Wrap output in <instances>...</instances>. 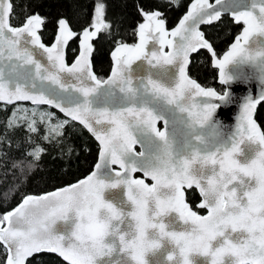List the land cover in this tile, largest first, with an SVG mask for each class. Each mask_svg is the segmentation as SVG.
Here are the masks:
<instances>
[{
  "label": "snow or ice",
  "instance_id": "6c2138e0",
  "mask_svg": "<svg viewBox=\"0 0 264 264\" xmlns=\"http://www.w3.org/2000/svg\"><path fill=\"white\" fill-rule=\"evenodd\" d=\"M135 7L143 21L138 43L115 39L123 21L115 13L109 18L106 3L97 0L82 34L61 14L46 45L40 32L47 17L34 12L20 21L14 0H0V102L15 105L0 123V153L8 156L12 137L23 130L27 150L12 168L27 178L50 148L60 152L53 159L74 153L68 130L77 123L99 142L88 176L25 194L0 211V264H26L42 252L67 264H264V131L254 118L264 90L245 96L235 131L224 130L215 115L236 97L202 87L189 74L192 54L207 50L221 85L249 76L264 84V0H191L170 31L161 5ZM229 13L242 29L221 55L201 26ZM102 31L115 45L107 78L95 74L91 59ZM78 36L81 50L69 65L66 49ZM144 61L147 66L137 64ZM23 101L33 107L16 103ZM193 188L201 196L196 208L206 215L186 200ZM158 256L164 259H151Z\"/></svg>",
  "mask_w": 264,
  "mask_h": 264
},
{
  "label": "trees",
  "instance_id": "16d2710c",
  "mask_svg": "<svg viewBox=\"0 0 264 264\" xmlns=\"http://www.w3.org/2000/svg\"><path fill=\"white\" fill-rule=\"evenodd\" d=\"M190 1L177 0L179 4L177 7L170 5L167 0H100V2L106 3V15L109 18L115 13L123 21L122 25L113 32L115 39L128 43L135 40L137 25L142 20L135 7L137 4L145 3L153 7L157 4L161 5V10L166 14V27L170 28L187 9ZM96 2L97 0H14L16 16L20 21L26 14L34 12H39L42 16L47 17L48 22L40 32L45 43L52 40L56 31V21L61 14L70 20L71 27L77 33H81L83 28L89 27L92 23ZM13 25H18V23L13 21ZM241 26L242 22L235 24L229 14H224L222 22L213 26L202 25L201 30L211 35L215 50L221 54L228 43L238 34ZM77 40L78 37L73 38L67 46L66 59L68 62L76 53ZM92 43L94 44V53L91 58L93 71L99 78H102L109 71L110 51L115 45L103 31L93 39ZM190 60L189 74L191 77L203 86H212L218 91L223 89V85L217 82V69L213 66L207 50H200L198 54H192ZM24 104L27 105V103ZM14 106L0 103V123L6 122ZM41 107L49 108L43 105ZM5 108L6 111H4ZM50 111L61 119L65 118L52 108ZM255 119L264 131V102L258 105ZM68 132L71 138L70 142L75 145L74 153L71 156L65 155L63 159H53V157H59L60 152L58 148H50L51 154L45 155L41 167L27 175V178L21 175L19 170L12 168L13 158L22 156L27 150V145L22 143L23 130L18 131L16 136L12 137L8 156L0 153V211L12 208L27 193H39L61 186L78 179L91 169L98 148L95 140L78 123L75 127L69 128ZM10 189H14V191L10 193V198L5 200L4 194L8 193ZM186 199L194 209L202 211V209L196 208L199 198L195 189L186 191ZM37 262L39 264H67L57 255L47 252L34 254V257L26 261V264H37Z\"/></svg>",
  "mask_w": 264,
  "mask_h": 264
},
{
  "label": "water",
  "instance_id": "95a60500",
  "mask_svg": "<svg viewBox=\"0 0 264 264\" xmlns=\"http://www.w3.org/2000/svg\"><path fill=\"white\" fill-rule=\"evenodd\" d=\"M248 2V0H245V3H247ZM191 3V1L189 2V4ZM209 3H212V4H214L215 3V0H209ZM188 4V5H189ZM187 9H188V6H187ZM187 9L184 11V13L179 17V19L187 12ZM229 15H230V13H229ZM179 19L176 21V23L172 26V27H170V28H167L169 31L173 28V27H175L176 26V24L178 23V21H179ZM141 22H143L142 20H141ZM13 26H18V25H13ZM241 29H242V26H241V28H240V30H239V32L241 31ZM239 32H238V34H239ZM55 33H56V31H55ZM81 34H82V32H81ZM54 37H55V34H54V36H53V38H52V40L49 42V43H45L46 45H51V43L53 42V40H54ZM82 37H80V36H78V40H77V50H76V53H75V55H74V57L72 58V60L71 61H67V59H66V62L70 65L75 59H76V57L79 55V53H80V39H81ZM169 38H171V37H169ZM235 38V37H234ZM234 38L228 43V45H227V47H226V49L224 50V51H226L227 49H228V47L230 46V44L233 42V40H234ZM126 43H128V42H126ZM135 43H138V36L136 35V37H135V40L133 41V43H128V44H135ZM152 47V45L150 44L149 45V48H151ZM112 50H114V48L112 49ZM111 50V51H112ZM169 49L167 48V46H165V48H164V51H168ZM111 51H110V60H111V64H110V68H109V71H108V74L104 77V78H107L109 75H110V73H111V69H112V66H113V61H112V58H111ZM223 51V52H224ZM223 52L221 53V55L223 54ZM140 63H143L145 66H147V64H146V61H144V62H137V64H140ZM216 68V67H215ZM217 69V68H216ZM249 71V69H248V67L247 66H245V72H248ZM193 78V77H192ZM195 79V78H194ZM217 82L220 84V82H219V70L217 69ZM198 82V81H197ZM199 83V82H198ZM201 86L202 87H205V86H203L202 84H201ZM208 87V86H207ZM213 88V87H212ZM215 89V88H214ZM229 90V91H231L232 93H233V95L236 97V103H234V104H231V105H229L228 107H226V108H223V109H218L217 110V113H216V115H215V118L218 120V121H220V123H221V125L223 126V128H224V130H230V131H235V126H236V118H237V116H238V114H239V111H240V106H241V103H242V100H243V98L245 97V96H247V95H249V94H251V95H253V96H255V97H258L259 96V94H260V92L262 91V90H264V84H261V82L259 81V79H257L256 77H254V76H249L248 77V79H247V82L246 83H241V82H236V83H234V84H232L231 86H227V85H223V89H222V91H218V92H223L224 90ZM216 90V89H215ZM0 103H2V104H5V102H0ZM17 103V102H16ZM23 103H29V104H32L31 103V101H23ZM259 105V104H258ZM258 105H257V107H258ZM43 106H47V105H43ZM47 107H49V106H47ZM53 110H55V111H57L58 113H60L59 112V110L58 109H55V108H52ZM62 116H64V114L63 113H60ZM254 118H255V115H254ZM159 122V121H158ZM157 122V123H158ZM161 122V124H162V126L160 127V129L161 130H163L164 129V123H163V121H160ZM258 123V122H257ZM259 125V124H258ZM260 126V125H259ZM157 127H158V125H157ZM85 129V128H84ZM87 132H88V130L87 129H85ZM262 130V129H261ZM88 134L95 140V142H96V144H97V146H98V148H97V152H96V159H95V161H94V163H93V165H92V167H91V169L85 174V175H83V176H81V177H79L78 179H76V180H74V181H71V182H69V183H74V182H76L77 180H80V179H83V178H85L86 176H88L93 170H94V166H95V164L98 162V160H99V156H98V153H99V142L95 139V137L90 133V132H88ZM135 150L137 151V152H139V151H141V146L139 145V144H137V145H135ZM113 168L115 169V170H119V166L118 165H115V166H113ZM135 177H137V178H144L143 177V173L142 172H137V173H135V174H133ZM145 179V182L146 183H149V184H151L152 183V181L150 180V178H144ZM69 183H66V184H63V185H61V186H57V187H54V188H52V189H49V190H46V191H42V192H39V193H27V194H43V193H46V192H48V191H52V190H54L55 188H58V187H63V186H65V185H67V184H69ZM195 189V188H194ZM196 190V189H195ZM196 192H197V194L199 195V200H198V202H197V205L200 203V201H201V196H200V194H199V192H198V190H196ZM113 194L114 195H117L120 199H126V197H124L123 196V191L122 190H114V192H113ZM21 199H22V197H21ZM20 199V200H21ZM20 200L12 207V208H14V207H16L17 206V204L20 202ZM189 203V202H188ZM190 204V203H189ZM12 208H10V209H8V210H11ZM7 210V211H8ZM194 210V209H193ZM198 214H200V215H206L207 214V210L205 209V212H203V213H200V212H198ZM48 253V252H47ZM53 254H55V253H53ZM55 255H57V254H55ZM58 256V255H57ZM59 257V256H58ZM60 259H62L61 257H59ZM151 259H153V260H157V259H160V260H163L164 259V257L163 256H158V257H151ZM63 260V259H62ZM65 262V261H64ZM67 263V262H66Z\"/></svg>",
  "mask_w": 264,
  "mask_h": 264
},
{
  "label": "flooded vegetation",
  "instance_id": "af4514ba",
  "mask_svg": "<svg viewBox=\"0 0 264 264\" xmlns=\"http://www.w3.org/2000/svg\"><path fill=\"white\" fill-rule=\"evenodd\" d=\"M108 74V73H107ZM106 74V75H107ZM105 77V76H104ZM104 77H102V78H104ZM205 87H207V86H205ZM208 87H212V86H208ZM214 88V87H213ZM222 91V90H221ZM160 123V126H158V128H160L161 126H162V124H161V122L159 121L158 123H157V125ZM194 189V188H193ZM196 191V190H195ZM198 195V194H197ZM198 198H199V195H198ZM187 200V199H186ZM197 200H199V199H197ZM197 205V204H196ZM191 206V205H190ZM192 207V206H191ZM193 208V207H192ZM194 209V208H193ZM194 210H196V209H194ZM197 211V210H196ZM198 212H200V213H203V212H205V209H202V211H198Z\"/></svg>",
  "mask_w": 264,
  "mask_h": 264
},
{
  "label": "rangeland",
  "instance_id": "374dc122",
  "mask_svg": "<svg viewBox=\"0 0 264 264\" xmlns=\"http://www.w3.org/2000/svg\"><path fill=\"white\" fill-rule=\"evenodd\" d=\"M179 19V18H178ZM92 20H93V18H92ZM133 43V42H132ZM17 104H22L24 107H26V108H32L33 107V105L32 104H29V103H27V105H25L23 102H17ZM15 107V106H14ZM13 110V109H12ZM11 114H12V111H11Z\"/></svg>",
  "mask_w": 264,
  "mask_h": 264
}]
</instances>
